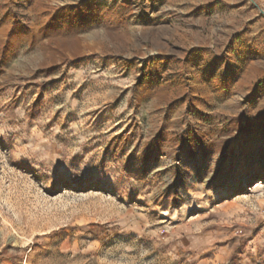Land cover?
Wrapping results in <instances>:
<instances>
[{"label":"rangeland","instance_id":"rangeland-1","mask_svg":"<svg viewBox=\"0 0 264 264\" xmlns=\"http://www.w3.org/2000/svg\"><path fill=\"white\" fill-rule=\"evenodd\" d=\"M0 264H264V0H0Z\"/></svg>","mask_w":264,"mask_h":264}]
</instances>
